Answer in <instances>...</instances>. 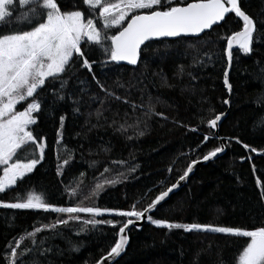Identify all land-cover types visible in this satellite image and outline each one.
<instances>
[{
  "label": "trees",
  "instance_id": "16d2710c",
  "mask_svg": "<svg viewBox=\"0 0 264 264\" xmlns=\"http://www.w3.org/2000/svg\"><path fill=\"white\" fill-rule=\"evenodd\" d=\"M239 2L258 23L252 53L233 50L230 95L224 85V37L242 28V21L234 13L198 38L147 43L136 65L108 61L96 49L90 55L96 61L95 77L110 90L122 85L115 93L121 99L106 97L92 73L74 61L76 66L64 77L68 80L62 93L64 100L54 97L51 87L39 94L43 110L34 114L37 124L33 129L38 138L45 140L44 158L32 173L0 194V201L16 202L17 194L35 191L46 193L48 202L57 206L87 200L90 206L127 211L135 205L140 211L174 184L192 161L223 146L222 156L198 166L187 183L150 215L173 223L245 230L264 225V187L257 184L259 180L264 185V125L256 126L264 119V0ZM66 3L64 10L87 13L83 0ZM12 22L0 26V33L15 27ZM125 99L128 103H124ZM225 99L230 103L224 104ZM133 104L137 107L133 108ZM25 105L17 106V110ZM149 105L163 115L146 116ZM76 108L79 111H74ZM224 112L227 115L216 136L207 121ZM62 115L65 123L62 137H58ZM138 120V126L126 132L120 130L121 124L136 125ZM139 131L144 135H138ZM205 136L211 139L204 142ZM244 144L257 152L246 150ZM65 159H69V164L60 169ZM93 161L97 163L90 167ZM105 168L109 172L104 173ZM113 178L120 182L85 199L95 190L96 183ZM78 183L79 195L70 196L69 189ZM57 217L58 214L43 210L0 207V264H7L4 257L10 241L35 227L53 224ZM96 219L113 220L119 226L127 222L124 217L107 214ZM119 226L102 223L93 228L73 221L55 232L40 233L38 242L44 240L40 251H50L36 253L35 259L39 264H95L114 245ZM128 237L124 253L111 264H238L239 252L247 243V238L229 234L169 230L148 219L141 228L131 227ZM29 247L32 241L25 239L23 248ZM74 247L79 250L73 251Z\"/></svg>",
  "mask_w": 264,
  "mask_h": 264
},
{
  "label": "snow or ice",
  "instance_id": "6c2138e0",
  "mask_svg": "<svg viewBox=\"0 0 264 264\" xmlns=\"http://www.w3.org/2000/svg\"><path fill=\"white\" fill-rule=\"evenodd\" d=\"M83 5L87 6V13L81 10H64L68 7L66 0L65 3H61V0H0V26L12 22L11 18L17 16L19 12L17 19L12 22L15 27L7 33H0V169H2L0 194L10 190L32 173L44 158L45 140L42 137L38 138L33 129L37 124V116L34 114L43 110V98L39 94L46 87H51L52 95L58 100H64L66 97L62 93L68 84V80L64 77L67 76L70 68L76 66L74 61L79 63L81 68L92 73V79L106 97L119 101L121 97L115 94L116 88L123 86L117 84L110 90L95 77L93 66L96 61L91 60L90 55L96 49L102 51L108 61H126L128 64L136 65L142 50L141 46L145 45V42L166 37L198 38L206 30H211L214 25L223 22L228 14L233 13L242 21V28L224 37L227 41L224 52L229 65L232 62L234 49L250 55L255 43L258 22L242 9L239 0H83ZM113 30H115L114 34L109 35ZM57 83L59 88H56ZM224 85L231 92L228 69L224 73ZM124 103H128V100L125 99ZM223 103L227 105L230 101L225 99ZM22 104H26V107L18 111L17 106ZM131 106L137 107L134 104ZM74 111H79V108ZM149 113L163 115L155 112L151 105L145 115ZM222 115L216 114L214 118L209 119L207 121L209 127L216 128ZM59 119L60 129L57 131V136L62 137L65 116L62 115ZM139 123L138 120L136 125L121 124L120 130L126 132ZM261 125H264V119L256 126ZM138 135L143 136L144 132L139 131ZM209 139L211 137L205 136L204 142ZM236 142L240 143L238 139ZM57 143H60L59 139ZM243 147L251 152H257V149L249 148L247 144ZM223 151V146L216 147L202 159L210 160ZM69 159H65L59 168L63 169L68 165ZM96 163L93 161L89 166L92 167ZM196 163L197 161H192L179 180L183 181ZM131 171L134 172L135 168ZM107 172L109 169L105 168L104 173ZM119 182L115 178L98 182L95 190L85 199H91L106 186H114ZM257 184L264 187L259 180ZM177 186L178 184L171 185L140 211L136 210L135 205L131 210L122 211L99 206H83V201L75 206H57L48 202L46 193L37 194L35 191H29L26 195L17 194L16 202L0 201V207L3 208L43 210L66 216V218H58L51 225L35 227L32 231H26L23 236L14 238L6 246L4 259L7 264H39L35 254L38 252L44 254L50 249L40 251L44 240L38 242V234L46 231L55 232L60 226H66L73 221L92 225L93 228L102 223L116 228L119 225L113 220H98L96 217L108 214L127 218V222L119 226L114 245L96 262V264H105L125 251L129 243L126 230L133 224V218L140 220L152 212ZM79 187L78 183L76 188H70L69 195L78 196ZM261 198L264 199V191L261 193ZM80 214H88L91 218L81 219ZM147 219L155 226L169 230L183 229L185 232L222 233L247 238L246 246L239 252L238 264H264V225L245 230L199 223H173L153 219L151 215H147ZM81 231L85 229L81 228ZM25 239L32 241V247L23 248ZM78 250L76 247L73 248V251Z\"/></svg>",
  "mask_w": 264,
  "mask_h": 264
},
{
  "label": "water",
  "instance_id": "95a60500",
  "mask_svg": "<svg viewBox=\"0 0 264 264\" xmlns=\"http://www.w3.org/2000/svg\"><path fill=\"white\" fill-rule=\"evenodd\" d=\"M222 23V22H221ZM221 23H219L218 25H220ZM215 26H217V25H214L213 27H215ZM208 31H210V30H206V32H208ZM204 34V33H203ZM203 34H201V35H203ZM200 35V36H201ZM179 38H196V37H191V36H188V37H179ZM174 39H177V38H172V37H166V38H158V39H153V40H151V41H158V40H174ZM151 41H147V42H145V45L147 44V43H149V42H151ZM145 45H142L141 46V48H143V46H145ZM226 46H227V42H226ZM226 60H227V66H226V69H228L229 70V72H230V69H231V65H232V62H231V65H229V62H228V59H227V56H226ZM118 63H120V64H124V65H127V66H130L131 64H128L126 61H120V62H118ZM225 69V70H226ZM225 73V72H224ZM227 89V88H226ZM227 91H228V94L230 95L231 94V92H229V90L227 89ZM223 115H222V117H221V121L220 122H218V126L216 127V128H212L213 130H214V134L216 135V136H218V128H219V126H220V124H221V122L223 121V119L226 117V115H227V112H224V113H222ZM224 154V151L223 152H221V153H218L217 154V156L216 157H214V158H212V159H210V160H207V161H204L202 158L201 159H198V160H195V161H197V163L196 164H194L193 165V168H192V171L189 173V175L183 180V181H181V180H177L174 184H178V186L171 192V193H169V195H168V197H166L165 198V200L164 201H162V202H160V204L156 207V209L162 204V203H164L172 194H174L175 192H177L184 184H186L187 183V181L189 180V178L192 176V174L194 173V171H195V169L198 167V166H200V165H204V164H206V163H208V162H211V161H213V160H215V159H217L218 157H220V156H222ZM173 185V184H172ZM171 187V186H170ZM168 189V188H167ZM166 189V190H167ZM165 190V191H166ZM156 209H154V210H156ZM153 210V211H154ZM152 211V212H153ZM152 212H150V213H148V214H146L143 218H141L140 220H133V224H131V225H129V227H128V229L126 230V234L128 235V231L130 230V228L131 227H136V228H141L143 225H144V223L147 221V215H150ZM126 247H127V245H126ZM126 249V248H125ZM124 252H122L121 253V255L123 254ZM106 255V254H105ZM120 255V256H121ZM119 256V257H120ZM119 257H115V258H113V260H111V261H107V262H105V264H111V263H113L114 261H116ZM100 260V259H99ZM96 264V263H95Z\"/></svg>",
  "mask_w": 264,
  "mask_h": 264
},
{
  "label": "rangeland",
  "instance_id": "374dc122",
  "mask_svg": "<svg viewBox=\"0 0 264 264\" xmlns=\"http://www.w3.org/2000/svg\"><path fill=\"white\" fill-rule=\"evenodd\" d=\"M19 106V105H18ZM24 107H26V105L24 106ZM21 110H23V108L21 109ZM18 111H20V110H18ZM0 171H1V174H2V169H0ZM89 201H87V200H85L84 202H83V206H90L89 204ZM71 206H75V204H73V205H71ZM83 215H85V214H80V216L81 217H83L82 219H86ZM88 215V214H87ZM108 215V214H107ZM57 218H66V216L64 215V214H59L58 215V217ZM127 219V218H126ZM56 222V221H55ZM54 222V223H55Z\"/></svg>",
  "mask_w": 264,
  "mask_h": 264
}]
</instances>
